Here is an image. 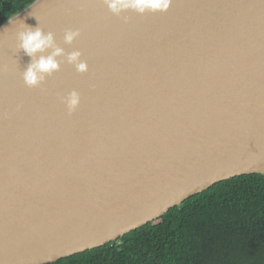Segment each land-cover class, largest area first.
Here are the masks:
<instances>
[{"label": "water", "instance_id": "obj_1", "mask_svg": "<svg viewBox=\"0 0 264 264\" xmlns=\"http://www.w3.org/2000/svg\"><path fill=\"white\" fill-rule=\"evenodd\" d=\"M122 16L103 0H35L0 26V264L56 263L264 175V0ZM23 23L80 51L88 71L65 60L26 86ZM67 29L81 33L71 45Z\"/></svg>", "mask_w": 264, "mask_h": 264}, {"label": "trees", "instance_id": "obj_2", "mask_svg": "<svg viewBox=\"0 0 264 264\" xmlns=\"http://www.w3.org/2000/svg\"><path fill=\"white\" fill-rule=\"evenodd\" d=\"M35 0H0V26ZM53 264H264V175L221 182L117 242Z\"/></svg>", "mask_w": 264, "mask_h": 264}, {"label": "clouds", "instance_id": "obj_3", "mask_svg": "<svg viewBox=\"0 0 264 264\" xmlns=\"http://www.w3.org/2000/svg\"><path fill=\"white\" fill-rule=\"evenodd\" d=\"M170 2L171 0H103L108 10L113 15L122 17L125 23H127L128 17L122 16L123 13L135 12L143 15L148 12H165L168 10ZM80 35L79 30L67 29L64 32V43L71 45ZM17 51H23L30 58V63L22 72L23 81L30 88L40 87L47 77L60 71V65L65 60L67 64L74 66L78 73L88 71V65L81 59L80 51H73L66 55L64 49L57 45L54 34L45 32L39 24L37 27H30L23 23L22 30L17 35ZM80 99V95L76 91L61 98L69 115L79 107Z\"/></svg>", "mask_w": 264, "mask_h": 264}]
</instances>
